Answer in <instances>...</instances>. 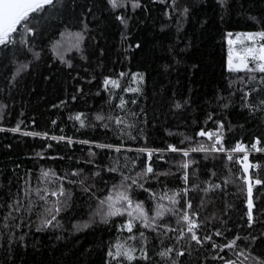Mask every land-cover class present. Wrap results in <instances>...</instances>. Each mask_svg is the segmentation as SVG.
<instances>
[{"label": "trees", "instance_id": "obj_1", "mask_svg": "<svg viewBox=\"0 0 264 264\" xmlns=\"http://www.w3.org/2000/svg\"><path fill=\"white\" fill-rule=\"evenodd\" d=\"M117 3L54 0L0 45V264H264V73L228 67L264 0Z\"/></svg>", "mask_w": 264, "mask_h": 264}, {"label": "snow or ice", "instance_id": "obj_2", "mask_svg": "<svg viewBox=\"0 0 264 264\" xmlns=\"http://www.w3.org/2000/svg\"><path fill=\"white\" fill-rule=\"evenodd\" d=\"M109 3L111 4V6L113 8H116L118 6L117 0H109ZM53 4H54V0H0V45L6 46L8 43L14 42L12 40V34L16 33L18 31V26H22L26 32H30L31 29L28 27V25L26 23L30 20V14L40 12V11L45 9V6L53 5ZM133 6L135 7L136 5H133ZM256 37H259L261 41H264V32L248 34V39L251 41V45L245 46L243 49V53L238 54L236 56L237 62L235 64L233 62V54H232L231 50L229 51L228 65H229L230 71L247 70L250 72L264 73V43H259L257 45L256 41H255ZM232 43L233 42L231 40H229V44H232ZM250 62L253 63L255 66L249 67ZM105 83L107 84L108 81L106 80ZM111 83L113 85H116L117 82L112 81ZM246 95H248V94L246 93ZM261 103L264 104V100H262ZM122 105H123V100H121V106ZM177 107H179V105H177ZM74 119L80 120L81 125L83 126V121L81 120L80 115L75 116ZM96 119L102 120V119H104V117L97 115ZM117 123L119 124V123H121V121L119 119H117ZM17 130L18 129H13V131H17ZM25 134L26 135H39V133H25ZM199 135H201V136L207 135L211 139V137L214 134L213 133H205L204 131H201L199 133ZM83 143H88V141H83ZM217 143H219V141H217ZM98 147H104V145H98ZM108 147H111V146H108ZM253 147H256V146L253 145ZM171 150L177 151V149H175V148H171ZM197 150H203V149L202 148L201 149H192V151H197ZM234 151H242L241 146L238 144L236 146V148L234 149ZM184 155L187 156L188 153L185 152ZM229 159H231V157H229ZM244 162H245V169H244L245 172H247L249 167H254L253 165H248L246 163L247 162V156L244 157ZM184 167H187V164H185ZM152 171L153 170L151 167L147 168V172H152ZM73 174H75V173H73ZM43 175L47 176L48 173L44 172ZM135 183H136V181L133 180V184H135ZM255 183L260 184V183H262V181L259 179H256ZM248 192H249V197H251V192H252L251 183H249ZM51 194L54 196L55 195H64V192H63V189L61 188L58 193L52 192ZM43 198L44 197L41 196V199H43ZM108 199L111 200V197H109ZM169 199L173 204L176 203L174 196L169 197ZM117 200L126 201L129 205V207H131V205H132V201L130 200V198L128 197V195L126 193H121L117 197ZM101 203H104V201H102ZM10 207H12V206H10ZM188 207H191V205L189 204ZM251 207H252V201L250 198L249 199V209L250 210H251ZM109 208L111 209V211L109 212L110 215L122 214L121 209L120 208H113L112 204H109ZM136 208L139 210V215L141 217H144L145 220H147L148 217L144 213L142 205L138 204V205H136ZM162 208H163L162 205L158 206V210L156 211L155 216L152 217L153 220L163 216L164 213L161 210ZM15 210L19 211L20 209L16 208ZM129 215H131V213H129ZM52 219H55V217L53 216ZM249 219L251 220V215H249ZM183 220L189 224V228H188L189 232H192V230L194 228L198 227V225L194 221H191L189 219L187 214H185L183 216ZM43 223H44V226L46 227L49 224H51V220L43 221ZM145 226H148L147 223L145 224ZM130 229H131V224H129V230ZM192 239L196 240L197 243L200 242L194 232L192 234ZM234 243H235V241L232 242V244H234ZM232 244H229L226 246L232 247ZM168 251H171V249H169L165 252H162L161 256H167ZM178 254L182 255V253H178ZM109 255H112V253L110 252ZM117 255L126 256L127 259H129V260H131L133 258L127 252H119L118 251Z\"/></svg>", "mask_w": 264, "mask_h": 264}, {"label": "rangeland", "instance_id": "obj_3", "mask_svg": "<svg viewBox=\"0 0 264 264\" xmlns=\"http://www.w3.org/2000/svg\"><path fill=\"white\" fill-rule=\"evenodd\" d=\"M248 34L249 33H246L244 35H237V36H235L234 38L231 39V41L233 43L230 44L229 51L231 50V52L233 54V62H234V64L237 62L236 61V56L238 54H242L243 53V49L246 46V45H242V44L246 43L248 45H251V41L248 39ZM255 41H256V44L258 45L260 43V38L259 37H256L255 38ZM229 51H228V54H229ZM228 59H229V56H228ZM250 64L253 67L255 66L251 62L249 63V65ZM228 67H229V65H228Z\"/></svg>", "mask_w": 264, "mask_h": 264}, {"label": "built area", "instance_id": "obj_4", "mask_svg": "<svg viewBox=\"0 0 264 264\" xmlns=\"http://www.w3.org/2000/svg\"><path fill=\"white\" fill-rule=\"evenodd\" d=\"M236 146L234 148L229 149V150H225V154L227 155V157H230V155H232V154H237L238 155V158H237L238 161H244V157L245 156L248 157L251 152H255V150H253L251 148H244L241 145L240 146L242 148V151H234ZM213 149H214V151H218L217 147H215V146H213ZM145 153H146V155H145L146 162H148L149 159H150V155L152 153V150L151 149H146Z\"/></svg>", "mask_w": 264, "mask_h": 264}]
</instances>
